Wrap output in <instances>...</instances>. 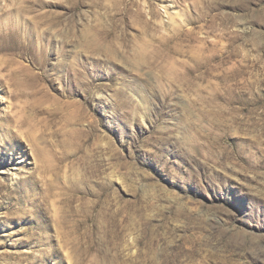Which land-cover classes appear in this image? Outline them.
<instances>
[{"label":"rangeland","instance_id":"374dc122","mask_svg":"<svg viewBox=\"0 0 264 264\" xmlns=\"http://www.w3.org/2000/svg\"><path fill=\"white\" fill-rule=\"evenodd\" d=\"M141 2L0 0V264H264V0Z\"/></svg>","mask_w":264,"mask_h":264},{"label":"bare ground","instance_id":"6f19581e","mask_svg":"<svg viewBox=\"0 0 264 264\" xmlns=\"http://www.w3.org/2000/svg\"><path fill=\"white\" fill-rule=\"evenodd\" d=\"M141 3L143 5H146V8H147L149 14L150 13L152 14L151 4L146 3L145 0H144V2H141ZM160 3H161V7L160 8L162 10L161 14L163 16V19L167 18L166 15H168L169 13H167V8L164 7V4H163L164 0H160ZM144 8H145V6H144ZM137 15L138 16L136 18L140 17L139 13ZM176 16H178V13L176 14ZM138 21H139V19H138ZM190 35H192L191 32H190ZM190 35L188 34L186 38L184 37L185 38L184 41H186L187 43H191L192 41H195L193 39V37L190 36ZM198 47H196L197 56L192 58V64H188L186 66H183V71L178 75V78L181 81H187V80L196 79V78H200V77H205L206 76V61L208 59V58H206V54H205L206 53V48H200L201 47L200 46L199 49H198ZM2 71L3 70L0 69V72H2ZM20 74H21V72L16 70V71H13V72H9L6 76H3V77L4 78L6 77V79L9 78L8 80H13V78L15 76L20 75ZM79 74H80V72H78L77 70H75L73 72V77H75L73 81L75 83L77 81H79V78H80ZM63 96L64 95L62 94V98H63ZM66 104H67V102L65 104L60 105L57 108L54 107V108L48 110L49 112L47 113V118L48 119L50 118V121H54L55 119H57V116L61 115L67 123H72V124H80V123H82L83 120L85 119V117L82 115V113L81 114L78 113V110L76 109L75 106H70L72 108L68 107V109L65 110L63 108V106H66ZM14 118H12V119H10V118L7 119L6 118L5 122L7 124H9L10 128L13 127V128L16 129V131H15V135L16 136L23 137L25 139V137H24L25 133L22 132V130H23L24 127L28 126L29 127L28 131H31V130L33 131V129H35L33 124L37 123L36 116L33 115L31 117L32 119L31 118H26V117H21V116H16V118L15 119ZM26 133H28V132H26ZM7 162L9 163L10 161H7ZM3 169H5V168H3Z\"/></svg>","mask_w":264,"mask_h":264}]
</instances>
